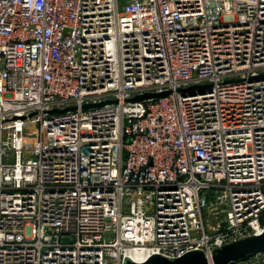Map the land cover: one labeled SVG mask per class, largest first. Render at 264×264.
I'll list each match as a JSON object with an SVG mask.
<instances>
[{"label":"built area","instance_id":"2783aa9c","mask_svg":"<svg viewBox=\"0 0 264 264\" xmlns=\"http://www.w3.org/2000/svg\"><path fill=\"white\" fill-rule=\"evenodd\" d=\"M263 232L264 0H0V264Z\"/></svg>","mask_w":264,"mask_h":264},{"label":"water","instance_id":"95a60500","mask_svg":"<svg viewBox=\"0 0 264 264\" xmlns=\"http://www.w3.org/2000/svg\"><path fill=\"white\" fill-rule=\"evenodd\" d=\"M166 93L167 92L145 93L134 96L130 101L142 100L149 97H161ZM103 103H105V101L95 105H102ZM95 105H85L84 107ZM67 109H73V107ZM64 110H51V112L54 113ZM261 252H264V232L259 235H253L225 244L217 248L210 258L206 257L202 251H190L178 258L171 259L160 255H152L141 263L125 259L124 264H233L237 261L247 260Z\"/></svg>","mask_w":264,"mask_h":264}]
</instances>
